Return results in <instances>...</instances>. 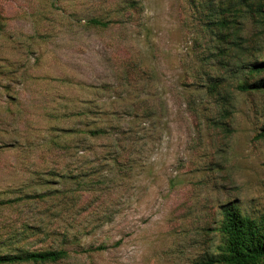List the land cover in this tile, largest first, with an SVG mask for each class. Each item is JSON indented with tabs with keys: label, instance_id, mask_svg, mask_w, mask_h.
<instances>
[{
	"label": "rangeland",
	"instance_id": "rangeland-1",
	"mask_svg": "<svg viewBox=\"0 0 264 264\" xmlns=\"http://www.w3.org/2000/svg\"><path fill=\"white\" fill-rule=\"evenodd\" d=\"M261 64L264 0H0V254L195 264L226 206L264 222V91L238 89ZM129 104L96 125L136 129L117 164L110 137L52 143Z\"/></svg>",
	"mask_w": 264,
	"mask_h": 264
},
{
	"label": "trees",
	"instance_id": "trees-1",
	"mask_svg": "<svg viewBox=\"0 0 264 264\" xmlns=\"http://www.w3.org/2000/svg\"><path fill=\"white\" fill-rule=\"evenodd\" d=\"M94 28L106 29L112 23L110 21H102L97 18L88 21ZM223 25L228 24L226 21L221 22ZM264 68V64L253 65V69ZM259 71V70H257ZM106 89V88H105ZM104 89V90H105ZM238 89L243 92L248 91H264V80L252 84L239 85ZM117 101L122 103V99L118 96ZM94 106V103H93ZM128 113H118L117 111L109 112L105 115L97 114V109L93 111L88 109L86 116L92 121L90 126H86L85 130L74 129H60L61 136L55 137L52 143L59 144V140L66 141V137L77 138L74 140V147L76 152H92L87 146L80 149L81 146H86L87 139L97 140L99 138H112L111 147L115 149L114 156L109 158L103 157L102 160H111L118 163L117 152H122L121 144L125 142L128 136H131L132 126L129 128H120L110 124L108 119L103 120V124L107 127L99 128L96 125L102 122L103 117L117 118V120L124 117L131 118V120H138L139 114L136 113L135 104L128 105ZM126 109V108H125ZM131 111L133 114L131 116ZM124 114V115H123ZM79 115V114H78ZM103 116V117H102ZM128 124L130 122H127ZM114 136V137H113ZM84 137V138H79ZM67 146H63L60 150H67ZM91 177L90 175H83L81 177ZM73 180V179H72ZM43 196H40V198ZM216 231L220 234L221 245L218 247V255H211L208 258L200 260L195 264H260L264 260V222L257 221L248 216L242 215L240 210L234 206H226L222 210V219L219 222ZM104 246H99L91 251H102ZM68 252L64 249L43 250V251H20L17 253L0 254V264H53L67 259Z\"/></svg>",
	"mask_w": 264,
	"mask_h": 264
},
{
	"label": "crops",
	"instance_id": "crops-1",
	"mask_svg": "<svg viewBox=\"0 0 264 264\" xmlns=\"http://www.w3.org/2000/svg\"><path fill=\"white\" fill-rule=\"evenodd\" d=\"M45 113H47V119L53 123H55V125L57 127H59L60 125H65V124H68V121L70 118H72L71 116H64L61 118V121L59 119V117L54 114V111L52 109H50V113H49V110L46 109ZM77 117H79V115L77 114ZM60 129H71L70 126H65V127H61Z\"/></svg>",
	"mask_w": 264,
	"mask_h": 264
}]
</instances>
